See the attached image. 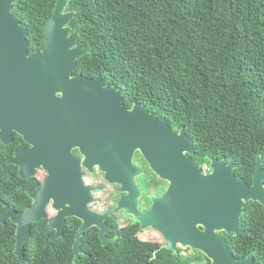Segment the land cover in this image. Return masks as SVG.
Returning a JSON list of instances; mask_svg holds the SVG:
<instances>
[{"label": "trees", "instance_id": "obj_1", "mask_svg": "<svg viewBox=\"0 0 264 264\" xmlns=\"http://www.w3.org/2000/svg\"><path fill=\"white\" fill-rule=\"evenodd\" d=\"M55 3H14L29 53L44 47ZM66 10L74 12L70 26L79 28L77 44L91 47L77 59L74 73L101 75L105 85L121 90L123 106L143 105L172 130L183 127L202 165L224 159L237 165L236 176L252 183L256 159L264 158V0H69ZM11 153L12 147L0 144V216L5 204L17 212L28 207L27 191L41 181L19 177L6 162ZM47 221L31 224L19 264H74L80 220L68 217L63 236L50 245L54 232L44 231ZM15 228L10 220L0 223V264L18 263ZM117 232L114 243L103 245L96 227L86 230L77 264L210 263L198 250L172 253L162 238L142 237L138 225ZM222 235L236 259L254 252L253 262L264 264V205L247 202L237 230Z\"/></svg>", "mask_w": 264, "mask_h": 264}, {"label": "water", "instance_id": "obj_2", "mask_svg": "<svg viewBox=\"0 0 264 264\" xmlns=\"http://www.w3.org/2000/svg\"><path fill=\"white\" fill-rule=\"evenodd\" d=\"M15 2L0 0V140L8 144L16 132L31 145L7 160L18 166L19 177H32L38 167L47 172L27 191L28 207L17 212L5 204L0 216V223L10 220L16 226L17 264L24 259L33 222L48 219L43 229L54 232L46 243L50 245L63 236L66 218L80 219L72 244L77 264L81 236L89 228H98L102 244L114 240L105 236L104 219L118 210L131 215L141 229L158 231L163 247L174 254L183 247L200 251L209 264H255L254 252L236 259L220 233L237 230L247 202L264 205V158L257 157L251 184L235 175L236 164L224 159H211L203 172L187 155L193 152V141L183 127L173 131L165 119L137 103L125 108L121 90L105 85L101 75L73 74L77 59L91 47L77 44L79 28L70 26L74 12L66 10L69 0H56L45 25L44 47L32 53L27 31L12 12ZM135 151L169 182L160 197L150 196L152 203L143 211L137 207L140 188L135 179L143 169L133 163ZM81 164L90 170L97 166L105 180L120 185L124 194L116 208L102 214L89 209L93 187L84 184ZM48 206L55 210L53 216Z\"/></svg>", "mask_w": 264, "mask_h": 264}, {"label": "flooded vegetation", "instance_id": "obj_3", "mask_svg": "<svg viewBox=\"0 0 264 264\" xmlns=\"http://www.w3.org/2000/svg\"><path fill=\"white\" fill-rule=\"evenodd\" d=\"M73 74H76V73L73 72ZM131 107H129V108L125 107V108L130 109ZM175 132H178V131H175ZM16 141H17V143H16ZM0 144L7 146L8 150H10V148L12 147V153L8 155L7 160L10 157H12L17 150L28 149L31 147V145L28 144L23 139V137L16 132H13L12 140L10 143L4 144L0 140ZM17 145H18V147H16ZM72 153L77 158H79L80 161H82L83 156L78 152V150L76 148L72 149ZM187 155L189 157H191V159L194 163L199 164L201 168L203 167V165L200 162H198V160L195 158L193 152L187 153ZM132 160H133V163L135 165H137L143 169V172L139 176H136V178H135L137 181V184L140 188V195L138 197L137 207L140 211H143V210L147 209L152 203L150 196L156 195V196L160 197L166 191V189L169 185V182L161 179L158 175H156L155 173H153L150 170V168L148 167V164L146 163V161L144 160L142 155L139 153V151L134 152ZM13 165H15V164H13ZM15 166L17 168V174H18L19 168L17 165H15ZM208 169L202 168L203 172H207ZM80 170L82 173V179H83L84 184L93 187V189L91 190L92 200L88 204L89 209L91 211L96 212V213L102 214L107 209L113 210L114 208H116L118 205V201L120 200L121 195L124 194V192H122L120 190V185L115 184V183H110L107 180H105L104 173L102 171H100V169L97 166H93L92 170H90L81 164ZM46 175H47V172L44 169H42L41 167H38L35 169V174L32 177H37L38 179L41 180L40 181V183H41L43 181V179L46 177ZM138 177H141L142 181L144 180L142 185L139 184ZM29 178H31V177H29ZM101 178H103V180H101ZM30 190H32V189H30ZM96 192H98L99 194L94 195V193H96ZM80 222H81V220H80ZM104 223L107 226L105 236L109 239L114 238V240H110L107 243H114L119 237V232H117V231L119 229H121L122 227L128 225V224L138 225L139 226V232L145 231V229L140 228L139 223H133L132 216L131 215L126 216L124 214L123 210H118V211H115L113 214H109L104 219ZM146 229H148V228H146ZM97 232H98V238L101 241L98 228H97ZM220 234L223 237L222 233H220ZM161 238L164 240L162 235H161ZM106 244H103V245H106ZM190 253H191V251H190Z\"/></svg>", "mask_w": 264, "mask_h": 264}, {"label": "rangeland", "instance_id": "obj_4", "mask_svg": "<svg viewBox=\"0 0 264 264\" xmlns=\"http://www.w3.org/2000/svg\"><path fill=\"white\" fill-rule=\"evenodd\" d=\"M101 180H103V178H101ZM138 181L139 184L142 185L143 181L141 177H138ZM99 193L96 192L94 193V195H98ZM48 213L52 216L54 215L56 212L54 209L51 208V206L48 207ZM140 235L144 238H152V237H157L159 239H161V235L159 232H157L156 230H153L151 228L145 229V231L141 232ZM184 253H190L189 248L183 249ZM192 264H197V263H192Z\"/></svg>", "mask_w": 264, "mask_h": 264}, {"label": "built area", "instance_id": "obj_5", "mask_svg": "<svg viewBox=\"0 0 264 264\" xmlns=\"http://www.w3.org/2000/svg\"><path fill=\"white\" fill-rule=\"evenodd\" d=\"M203 169H208V165H206V164H203V167H202ZM179 249H186V248H183V247H180Z\"/></svg>", "mask_w": 264, "mask_h": 264}]
</instances>
